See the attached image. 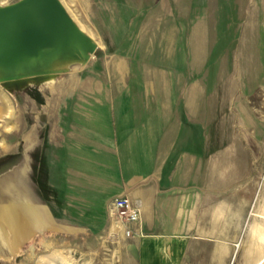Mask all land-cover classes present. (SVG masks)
<instances>
[{
    "label": "rangeland",
    "instance_id": "rangeland-1",
    "mask_svg": "<svg viewBox=\"0 0 264 264\" xmlns=\"http://www.w3.org/2000/svg\"><path fill=\"white\" fill-rule=\"evenodd\" d=\"M61 1L98 48L42 83L0 80V264H264V0ZM182 90L195 122L170 104ZM166 136L219 143L198 147L221 149L220 193L187 188L176 237H127L108 205L133 173L149 183Z\"/></svg>",
    "mask_w": 264,
    "mask_h": 264
},
{
    "label": "crops",
    "instance_id": "crops-1",
    "mask_svg": "<svg viewBox=\"0 0 264 264\" xmlns=\"http://www.w3.org/2000/svg\"><path fill=\"white\" fill-rule=\"evenodd\" d=\"M174 92L176 93L177 91ZM179 92V95H170L174 97V99L170 100V104L175 106L178 102V97L183 96L185 98L183 101L185 103V115L189 116L190 114L194 122L197 121L198 111H191L190 108L198 107L199 92L197 90H182ZM188 98H191V100ZM202 111L201 106L200 115ZM171 113L167 120L181 119L180 121H187V117L185 118L183 115L178 118V114H176L178 112L174 109H172ZM58 136L60 137L61 134H58ZM134 139L136 141L138 138ZM205 141H209L208 144L219 145L213 138L205 140L199 137L185 138L181 136L173 138L166 136L162 143L166 145L165 152L157 153L158 159L156 161L159 163L155 164V172L154 175H151L149 183L147 185H140L141 181L144 180V176H141L139 171L128 177L127 183L129 186L126 192L123 193L129 194L141 209V220L135 225L136 230H142L143 226H147L149 230L158 232L164 238L176 237V234L180 231L179 229H181L178 226L181 222L179 221L180 203L187 194V188L191 187L195 200L197 199L196 194L199 192V186H203L204 183L208 184L209 192L212 193V199H215L219 195L221 188L220 177L222 176L220 163L222 152L219 147L215 148L210 160L206 161L203 149L198 147L199 144H205ZM155 143L158 144L159 142ZM185 144L190 147L186 148ZM231 151L224 156L226 159H229L228 155L232 154ZM137 165L139 167V164ZM162 241L165 240H150L147 247H154L156 242H160L157 247L159 250L157 249L155 253L158 254L157 251H160L164 255H168L170 251L172 252L177 247H180V257L181 241L169 246L167 241H165L164 249L162 248ZM151 262L156 264L152 259ZM146 264H151L150 260Z\"/></svg>",
    "mask_w": 264,
    "mask_h": 264
},
{
    "label": "water",
    "instance_id": "water-1",
    "mask_svg": "<svg viewBox=\"0 0 264 264\" xmlns=\"http://www.w3.org/2000/svg\"><path fill=\"white\" fill-rule=\"evenodd\" d=\"M97 43L61 0H19L0 5V80L8 91L42 83L56 62H86Z\"/></svg>",
    "mask_w": 264,
    "mask_h": 264
},
{
    "label": "built area",
    "instance_id": "built-area-1",
    "mask_svg": "<svg viewBox=\"0 0 264 264\" xmlns=\"http://www.w3.org/2000/svg\"><path fill=\"white\" fill-rule=\"evenodd\" d=\"M108 210L117 228L127 237L138 233L135 225L141 220V209L129 194L122 193L114 197L108 205Z\"/></svg>",
    "mask_w": 264,
    "mask_h": 264
},
{
    "label": "bare ground",
    "instance_id": "bare-ground-1",
    "mask_svg": "<svg viewBox=\"0 0 264 264\" xmlns=\"http://www.w3.org/2000/svg\"><path fill=\"white\" fill-rule=\"evenodd\" d=\"M79 25V24H78ZM80 27V25H79ZM86 34H88L92 39L93 37L87 33L83 27H80ZM82 61H78V63H81ZM73 63H76V62H56L53 64L52 66V70L55 71V72H61V71H65L68 69V67L73 64ZM16 219V218H15ZM16 222V226H17V229H16V232L18 234H25V233H31V228L28 227V225L24 226L25 223H21V222H18V220H14ZM24 226V227H23Z\"/></svg>",
    "mask_w": 264,
    "mask_h": 264
}]
</instances>
